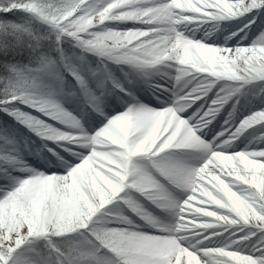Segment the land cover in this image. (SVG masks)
Here are the masks:
<instances>
[{
    "label": "snow or ice",
    "instance_id": "6c2138e0",
    "mask_svg": "<svg viewBox=\"0 0 264 264\" xmlns=\"http://www.w3.org/2000/svg\"><path fill=\"white\" fill-rule=\"evenodd\" d=\"M0 264H264V0H0Z\"/></svg>",
    "mask_w": 264,
    "mask_h": 264
}]
</instances>
